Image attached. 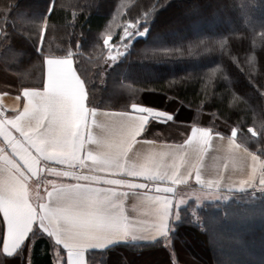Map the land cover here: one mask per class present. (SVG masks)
<instances>
[{
	"label": "trees",
	"instance_id": "1",
	"mask_svg": "<svg viewBox=\"0 0 264 264\" xmlns=\"http://www.w3.org/2000/svg\"><path fill=\"white\" fill-rule=\"evenodd\" d=\"M216 1L0 0V90L42 89L46 57H73L90 107L129 111L143 103L172 115L167 126L152 122L146 138L180 142L193 127L236 133L263 161L264 0ZM189 8L195 13L183 15ZM175 20L180 26L170 29ZM189 27L196 31L183 36ZM168 32L182 38H163ZM228 225L247 228L235 237ZM39 237L34 230L24 253L36 242L33 264H53L54 246ZM246 250L253 258L244 262ZM144 255L159 264H193L188 256L202 264H264V190L199 208L192 202L178 210L168 240L92 251L88 264Z\"/></svg>",
	"mask_w": 264,
	"mask_h": 264
},
{
	"label": "crops",
	"instance_id": "2",
	"mask_svg": "<svg viewBox=\"0 0 264 264\" xmlns=\"http://www.w3.org/2000/svg\"><path fill=\"white\" fill-rule=\"evenodd\" d=\"M44 73L42 89L0 90L1 264H31L36 242L24 245L36 229L53 264H88L92 251L168 240L192 202L264 190L262 161L235 134L146 138L172 115L143 103L90 107L73 57L47 56Z\"/></svg>",
	"mask_w": 264,
	"mask_h": 264
},
{
	"label": "rangeland",
	"instance_id": "3",
	"mask_svg": "<svg viewBox=\"0 0 264 264\" xmlns=\"http://www.w3.org/2000/svg\"><path fill=\"white\" fill-rule=\"evenodd\" d=\"M218 1V0H217ZM216 1V2H217ZM181 8V7H180ZM185 14V15H192L193 13H195L194 12V10L192 11V9L190 10V8H189V10H185V9H182V14ZM181 14V15H182ZM183 14V15H184ZM221 23V21H219V23H217V24H220ZM170 25H171V27H170V29H176V28H178L180 25L178 24V22H176V20L175 21H173V22H171L170 23ZM184 31V33H183V36H185L186 37V35H188V34H191L192 32H195L196 30L195 29H193V27L192 28H188V29H186V30H183ZM164 35V34H163ZM162 35V37L164 38H171V39H173V38H175V39H177V38H182V34H177L176 32H168L165 36H163ZM159 38H161V35L160 36H158ZM119 58H118V53L116 52L115 54H113V56H112V58H111V62L113 63V62H115L116 60H118ZM235 131V130H234ZM233 131V132H234ZM251 131V134H253L254 136H258V134L256 133V131L255 130H250ZM235 135H236V133H234ZM262 161V160H261ZM262 163H263V165L262 166H260V168H259V172H258V178H259V180H263L264 179V160L262 161ZM211 194H213V193H211ZM253 194H255V193H253ZM229 198V197H228ZM228 198H226V199H228ZM223 200H225V199H221L220 201H223ZM204 201H213V200H211V199H209V198H207V199H205ZM204 201H202V202H204ZM219 201V200H218ZM215 202V201H214ZM240 223H242V222H240ZM247 227L245 226H242V227H239V228H237V227H235V226H233V225H228V226H225L224 227V230H226V231H228L229 233H230V235H234L235 237L238 235V234H241L242 232H244V229H246ZM183 241H182V244H184V242H185V240L184 239H182ZM193 242H194V239H193ZM198 242V241H197ZM189 243V242H188ZM200 245H201V247L203 246V247H205L204 245V243L202 242V241H199L198 242ZM189 245V244H188ZM208 245V244H207ZM233 251H237V252H241L240 251V248H239V246L238 247H233ZM195 253V252H194ZM149 255V254H148ZM148 255H144L143 257H141L139 260H137V261H135V262H133L131 259H129L128 261H129V263H127V262H124V261H122L121 260V262L119 263V264H159V258H154V257H150V256H148ZM242 258V260L244 261V262H247V261H249V260H251L252 258H253V254L251 253V251H249V250H246L245 251V253H244V255L241 257ZM152 259V260H151ZM195 258L194 257H192V256H188L187 257V260H188V262H190V263H193V264H202V263H197L195 260H194ZM149 260H151V261H149ZM31 264H33V259L31 260Z\"/></svg>",
	"mask_w": 264,
	"mask_h": 264
}]
</instances>
